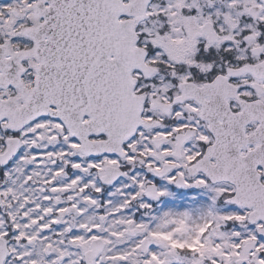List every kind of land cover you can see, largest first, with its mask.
Masks as SVG:
<instances>
[{
  "label": "snow or ice",
  "instance_id": "obj_1",
  "mask_svg": "<svg viewBox=\"0 0 264 264\" xmlns=\"http://www.w3.org/2000/svg\"><path fill=\"white\" fill-rule=\"evenodd\" d=\"M0 264H264V0H0Z\"/></svg>",
  "mask_w": 264,
  "mask_h": 264
}]
</instances>
